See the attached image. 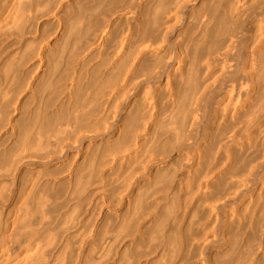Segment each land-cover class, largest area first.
<instances>
[{"label": "bare ground", "instance_id": "obj_1", "mask_svg": "<svg viewBox=\"0 0 264 264\" xmlns=\"http://www.w3.org/2000/svg\"><path fill=\"white\" fill-rule=\"evenodd\" d=\"M23 2L0 0V50L43 40L50 18L68 80L45 81L65 114L33 146L39 118L20 130L4 90L0 264H264V0ZM28 47L9 60L49 73L45 45ZM142 225L157 238L120 255Z\"/></svg>", "mask_w": 264, "mask_h": 264}, {"label": "rangeland", "instance_id": "obj_2", "mask_svg": "<svg viewBox=\"0 0 264 264\" xmlns=\"http://www.w3.org/2000/svg\"><path fill=\"white\" fill-rule=\"evenodd\" d=\"M23 1H24V2H23V6L21 5V8H20V9H26V7H27V6H25V5L28 4V0H26V3H27V4L25 3V0H23ZM76 1H77L78 3H77ZM50 2L53 3V2H55V0H50ZM50 2H48V4H47V3H42V7H43V5H46V7H47L48 5L50 6ZM72 2H73V3H72L73 6H76L77 4L79 5V2H80V3H83L82 0H81V1L75 0V2H76L77 4L74 2V0H72ZM24 3H25V5H24ZM74 4H76V5H74ZM78 5H77V7H74V8L77 9V8L79 7ZM67 10H68V9H67ZM67 10H66V11H67ZM48 20H49V21H48ZM50 21H51L50 18H48L47 20H44V23H45L44 26H45V28H44V26H42L43 28H41V29H42V30H41V31H42V35H45V34L47 35V37H46V35H45L46 40L44 39L45 37L42 36L44 42H43V40H40V41H42V42L40 43V41H39L38 39H42V38H41V37H37V36H36L34 39L28 38L29 40L26 39V41H25V39H23V40H21V41L16 40V41L19 42V43L15 42V41L13 40V41L10 43L11 45L9 44L10 47H11V48H10V51L7 50V49H8V45L4 44L5 42H3L4 47H3L2 45H0V47H3L4 49H5V47H7V49H6L7 52H6V50H5V52H4V49H3V48H2V49H3V52H1L2 49L0 50V52H1V53H0V64H2V65H0V101L2 100L1 102H3V103H8L9 101H11V102H10L11 104H10V103H9V104L12 105L15 109L17 108V109H16V111H17V114H16V115H18V117L21 115V114L19 115V113L24 112V113H23V115H24L23 117H25V118L22 117L23 119H22V118H20V119L18 118V119H17V121L19 122V123H18V126L20 127V128H19L20 130H23V129H21V127L24 126V125H25L24 123H26V122L28 123V122L31 121L33 125H34V123L37 124V123H38V121H37L38 119H36L37 117L39 118V121H40V122L38 123L40 126H37V127L39 128V130H38V128H37V130H38L37 133H36V131H34V133L32 134L33 136L30 135L31 137H30L29 139H31V138L34 139L33 141H31L32 139L28 141V142H30V143H29L30 146H33L34 142H36L39 138H42L43 135H41V131L43 132V131L46 129V125H47L46 123L48 122V121L45 122L44 120H46V119H44V118H47V120H50L48 123H49L50 125H53V124H54V120H55V123L57 122V121H56L57 119L60 120V118H59L58 116H55L56 114L59 115V116L62 115L61 119L63 118V114H62V113L65 114L64 110L61 111V110L59 109L58 111H55V112H56L55 115L53 114V115H54L53 117H55V118L53 119V117H52V115H51L52 112H49V109H50L49 107H50L51 105H54V104H52V102L54 101L53 103H55V101H56L55 99L58 98L57 96L53 97V98H54L53 100H52V99L50 100V101H51V105L48 104V103H50V102H46V103L44 102V101H45V95H44V94L50 92V90L52 89V86H53L56 82H59V84L62 82V83L60 84V85H62V84L64 83V81L68 80V77H67V75H66V79L63 80V81H60V79H61V77H60L61 75H60V74H62V75L64 74V75H65V73L62 72V70H63V63H62V61H60V60H61L60 56H63V55H62V54H63L62 51H64L65 48H66V47L64 48V46H63L65 43L67 44V41L65 42L66 38H65V40L63 39V37H66V35L63 36V35H64V34H63L62 37H61V35H59V32L55 30V29H56V27H54L55 24H53V23L50 22ZM47 22L49 23V25H50V24H52V25H51V26H48V24H47V26H46V23H47ZM47 27H48V28H47ZM47 29H48V30H47ZM53 29H54L56 32H55ZM44 30H45V31H44ZM50 30H51V31H50ZM43 31H44V32H43ZM45 32H47V33H45ZM49 32H50V33H49ZM53 32H54V33H53ZM44 33H45V34H44ZM50 34H51V35H50ZM52 34H53V35H52ZM55 34H56V35H55ZM48 35H49V36H48ZM48 37H49V38H48ZM35 39L37 40L36 43H35V41H36ZM47 39H48V40H47ZM58 39H59V41H58ZM62 39H63V41H62ZM33 40H34V41H33ZM55 40H56V41H55ZM24 41H25V42H24ZM27 41H28L27 44H29V46H30L31 44H32V45L35 44V46H32V47H28V46H26V45H27V44H26ZM13 42H15L16 45H15V43H13ZM21 42H22L23 44H22ZM29 42H30V43H29ZM51 42H52V43H51ZM53 42H55V43H53ZM56 42H57V43H56ZM62 42H63V44H62ZM20 43H21V44H20ZM38 43H39V44H38ZM50 43H51V44H50ZM58 43H59V44H58ZM17 44H18L19 46H18ZM24 44H25V48H26V47L29 48V51H30L32 48H34V50H35V48L39 47L40 45H45V47H46V50H45V51H47V52H46L47 55H45V53H44V57L47 56V57L49 58V60H50V63H53V62H54L52 66H54L55 69H56V67L58 66V63H59V64H60V65H59V69H56V70H55L54 67L51 69L52 66L49 67L50 64H48V61H49V60L47 61V60H46L47 58H46V59L43 58V61H44V62L47 61V63H46V62L44 63V64H46V67L48 68L47 70L49 71V70L51 69V70H55V71H56V72L53 71V72H54V73H53V72L50 70L49 73L47 72L46 75H45V74L43 75V74L41 73L40 68L35 69V67L32 66V65H34V63H36V62L38 63V58L36 57V58H34L35 60L33 59V60L30 62V66H28V67L26 68L27 70H26V71H23V73H20V72L18 71V69H20V66L17 68L15 65H17V66H18V65H21V63L23 62V61H22V60H23V56H22V55H24V53H29L27 49L25 50V48H24ZM53 44H55L56 46L53 45ZM66 44H65V46H67ZM5 45H6V46H5ZM13 45H14V46H13ZM12 46H13V47H12ZM22 46H23V47H22ZM53 46H54V47H53ZM14 47H15L16 49H15ZM20 47L24 48V50H23L22 48H20ZM61 47H63L64 50H63ZM30 48H31V49H30ZM51 48H52V49H51ZM53 48H54V49H53ZM48 49H49V50H48ZM60 49H61V50H60ZM11 50H12V51H11ZM22 50H23V51H22ZM56 50H57V51H56ZM20 51H21V54H22V55H20V53H15V52H20ZM25 51H26V52H25ZM31 51H33V50H31ZM50 51H51V52H50ZM52 51H53V52H52ZM58 51H59L60 53H59ZM65 51H66V50H65ZM65 51H64V52H65ZM8 52H9V53H8ZM10 52H12V53H11L12 55L10 54ZM22 52H23V53H22ZM49 52H50V54H49ZM55 52H56V53H55ZM7 53L10 54L11 56H13L14 58H15V56H16L15 54H17V55L19 54L20 56H22V59H18V57H19V58H21V57H20V56H16L17 58H15V59H18L19 61H18V60L15 61V59H13V57H11L10 55H8ZM14 53H15V54H14ZM1 54H3V55H1ZM13 54H14V55H13ZM51 54H52V58H51ZM57 54H58V55H57ZM60 54H61V55H60ZM25 55H26V54H25ZM25 55H24V56H25ZM54 55H56V56H54ZM6 56H7V57H6ZM57 56H59V58H58ZM9 57H10V60L12 59V62H13L15 65L9 60ZM53 58H55V59H53ZM56 59H57L58 61H57ZM13 60H14L15 62H14ZM20 60H21V61H20ZM54 60L57 61L58 63L55 62ZM2 61H3V63H2ZM17 61L20 62V63H18ZM51 61H52V62H51ZM7 62H8V63H7ZM9 62H11V65H10ZM37 63H36V64H37ZM55 63H57V66H55V65H56ZM54 64H55V65H54ZM5 65H6L7 67H5ZM9 65H10V66H13V65H14V67H12V68H13L12 71L15 70L17 74H16V73H13V72H15V71H13V72L11 73V71H10V70H11V69H10L11 67H10ZM8 66H9L10 68H8ZM15 67H16V68H15ZM30 67H31V69H30ZM33 67H34V68H33ZM32 68H33L34 71H32L33 73L31 74V76H30L31 78H30L29 75H30V73H31L30 71L32 70ZM8 69H9V71H10V74H9V75H11V77H12V76L14 77V74L18 76V74L20 73L18 77L16 76V77L18 78V80H17V78H16V79H15V78H12V79H13L12 82H14V84H15V82H17V81H20L21 78H22V80H21V84H24V83H22L23 80H25L26 78H29V79H27L28 82L32 79L31 82H33V84H34V85H33V86H34L33 89L36 90V91H38V90H37L38 86L36 87V85L39 84V85H40V86H39L40 88H39V91H38V92H40V90L42 91V92H40V95H41V96H40V97H41V101H40V98L38 97V96H39V94H37L38 92L35 93L36 91H34V90H33V91H30L29 88L26 87L25 84L27 83V80H26V82L24 81L25 84L22 85L23 87H21L22 89H24V88L26 87V88H25V91H23V92H22V90L20 89V83H19V82L16 83L17 86H16V84H15V86H14L13 83H12V85H10V84H11V83H10V84H9L10 87H9V85H8V87H4V84H3V83H5V82H4V81H5V80H4V79H5V76H4V75H6V73H7V74L9 73L8 71H5V70H8ZM38 70H39L40 72H39ZM17 71H18L19 73H18ZM28 72H30V73L27 74ZM24 73H25V75H26L27 77L23 75ZM51 73L55 75V76L52 75L53 78H55L56 76L59 77L58 80H54V79H52V77H50V76H51ZM40 74H41V75H40ZM48 74H50V75H48ZM56 74H57V75H56ZM20 75H21L22 77H21ZM36 75H37V76H36ZM64 75H63V76H64ZM40 76H41V77H40ZM45 76H46V78L44 79ZM47 76H48V77H47ZM6 77H7V76H6ZM23 77H24V78H23ZM25 77H26V78H25ZM57 77H56L55 79H57ZM64 77H65V76H64ZM64 77H62V79H63ZM19 78H20V79H19ZM37 78H39L38 80H40V82L37 80ZM42 78H43V79H42ZM49 79H50V81L53 80L52 82L54 83V84H50L51 87H48V86H50L48 83H46V85H45V81L50 83ZM62 79H61V80H62ZM14 80H15V81H14ZM16 80H17V81H16ZM37 81H38L39 83H38ZM34 82H35V83H34ZM36 82H37V84H36ZM43 82H44V83H43ZM52 82H51V83H52ZM42 83H43V84H42ZM41 84H42V85H41ZM47 84H48V85H47ZM59 84L56 83V85H54V86H56V89H58V88L60 87L59 90H61V86H60ZM18 85H19V86H18ZM35 87H36V89H35ZM47 87H48V89H47ZM6 88H8V89L10 88L9 91H8V90L6 91V92H7V93H6V95H7L6 98L9 100L8 102H6L7 99H3V98H2V97L4 96L3 94H5V91H4V90H5ZM49 88H50V89H49ZM13 89H14V90H13ZM42 89L44 90V93H43V90H42ZM2 90H3V91H2ZM52 90H53V89H52ZM59 90H57V92H58ZM16 91H17V92H16ZM55 91H56V90H54V92H55ZM2 92H3V93H2ZM12 92H13V93H12ZM30 92H31V93H30ZM32 92H33V93H32ZM57 92H56V93H57ZM28 93H30V94H32V95L35 94V95H34L35 97L32 96V95H30V97H31V96L33 97V98L31 97L33 100L30 99L29 95H27ZM42 93H43V94H42ZM36 94H37V96H36ZM42 95H43V96H42ZM56 95H59V93H57ZM47 96H48V94H47ZM37 97H38V98H37ZM4 98H5V97H4ZM17 99H18V100H17ZM34 99H36V100H34ZM3 100H4V101H3ZM43 100H44V101H43ZM12 101H13V102H12ZM37 101H38V102H37ZM46 101H47V100H46ZM1 102H0V106H2V104H3V103L1 104ZM14 102H15L16 104H15ZM39 102H40V104H39ZM36 103H37V104H36ZM14 104H15V105H14ZM45 104H48V106L46 105L47 107H45ZM38 105H40V106L38 107V109H36ZM42 105H43V106H42ZM55 105H56V104H55ZM15 106H17V107H15ZM18 107H19V108H18ZM25 107H26V108H25ZM28 107H29V108H28ZM41 107H43V108H41ZM30 108H31V109H30ZM39 108H41V110L43 109L44 111H45V109H46L45 112H47V115H48V113H49V115H48V116H47V115H44V114H45V113H43L44 111H41ZM47 108H49V109H47ZM52 108H53V106H52ZM29 109H30V111H29ZM20 110H21L22 112H21ZM23 110H25V111H23ZM27 110H28L29 113L27 112ZM39 110H40L41 112H40ZM18 112H19V113H18ZM39 112H40V113H39ZM38 113H39V114H38ZM50 113H51V114H50ZM25 114H28V115H25ZM31 114H32V116H30ZM41 114H43V115H41ZM38 115H39V116H38ZM21 116H22V115H21ZM26 116H27V117H26ZM29 116H30L31 118H29ZM49 116H51L52 118L49 117ZM64 116H65V115H64ZM48 117H49V119H48ZM26 118H27V119H26ZM40 118H41V119H40ZM50 118H51L52 120H51ZM25 119H26V122H24ZM29 119H30V120H29ZM43 119H44V120H43ZM20 120H21V121H20ZM36 121H37V122H36ZM51 121H52V122H51ZM31 122L28 123V124H30L29 126L32 125ZM43 122L45 123V127H43V125L41 124V123H43ZM44 123H43V124H44ZM51 123H52V124H51ZM21 124H22V126H21ZM23 124H24V125H23ZM49 124H48L47 127L50 126ZM25 126H27V125H25ZM25 126H24V128H25ZM41 127H42V130H41ZM22 128H23V127H22ZM44 128H45V129H44ZM38 134H40L41 136L38 135ZM37 135H38V137H37ZM34 137H35L36 139H35ZM22 138H23V137H22ZM22 138H20V140H19L20 142L17 140L18 142L16 141V143H22ZM37 138H38V139H37ZM23 141H24V140H23ZM48 190H49V189H46V191H48ZM49 191H50V190H49ZM36 192H38V193H37L38 195H39V193L42 194V191H41V190H37ZM36 192L34 193L36 196H35L34 198H32V199H34V201H35V199H37V197H38V195L36 194ZM43 193H44V192H43ZM43 195H45V194H43ZM35 202H36V201H35ZM162 202H163V200L161 201V203H162ZM165 212H166V211H165ZM159 213H160L159 216H161V218H163V219H165L166 217H168V214H167V213H165V215L163 214L164 212H163V213H162V212H159ZM166 215H167V216H166ZM159 216H158V218H157V222H158V224L162 221V219H161ZM164 216H165V218H164ZM157 222H156V224H157ZM145 225H147V224H144V227H145ZM154 225H155V224H154ZM154 225H152V227L155 229L156 225H155V227H154ZM144 227H143V225L140 227V233H142V234L139 233V234H140V239H141V237H144V239H143V238H142L141 240L138 239V243L135 242L132 246H127V247H126V245H125V248H124V249H123V248L121 249V254H120V255H122V253H124V255L126 254V256L129 255L131 251H128V249H131V250H133V251H135V250H137V249H140V250H141L142 245H144V244H143L144 242H145L146 244H145L143 247H146V245L150 243V240H151V239L153 240L154 236H155V238H157V234H156L157 232H155L153 229H151L152 227H150V229H148V230H150V231H148V232L145 231V229L147 230L148 227L146 226L145 229H144ZM142 230H144V231H142ZM155 230H157V229H155ZM170 231H171V230H170ZM170 231H169V232H170ZM144 232H145V235L147 234V235H146V236H147V239L151 238L150 240H147V241L145 240V235L143 234ZM173 232H174V231H173ZM173 232H170L171 235H170V233H169V241H170L171 238H172L171 240L174 239V236H173L174 234H173ZM166 235H167V234H166ZM170 236H171V238H170ZM152 237H153V238H152ZM167 237H168V236H166V238L164 237L165 239H163V240L167 241V240H168ZM155 240H156L155 243L157 244L158 240H157V239H155ZM155 240H154V241H155ZM160 240H162V238H161ZM126 242H127V240H126ZM139 242H140V243L142 242L141 245H140ZM147 242H148V243H147ZM125 244H126V243H125ZM138 244H139V245H138ZM137 245H138V246H137ZM134 246H135V247L137 246L138 248H137V247L134 248ZM139 246H140V247H139ZM130 247H131V248H130ZM132 247H133L134 249H133ZM165 247H166V246H165ZM158 248H159V247H158ZM125 249L127 250L128 253H127V252H124V251H126ZM167 249H168V248H167ZM167 249H166V251H165L166 253H167ZM122 250H123V251H122ZM137 251H138V250H137ZM161 252H162V251H160L159 254H160ZM166 253H165V254H166ZM167 254H168V253H167ZM124 255H122V256H124ZM166 256H167V255H166ZM166 256H165L166 261L169 262L170 259H169V257H166ZM171 263H172V264H177V263H178V264H182V262H180V261H177V263H176V261L171 262Z\"/></svg>", "mask_w": 264, "mask_h": 264}]
</instances>
